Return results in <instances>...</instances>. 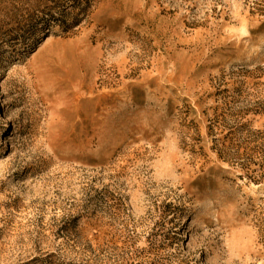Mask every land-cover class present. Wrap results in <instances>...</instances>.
I'll return each instance as SVG.
<instances>
[{
    "label": "rangeland",
    "instance_id": "1",
    "mask_svg": "<svg viewBox=\"0 0 264 264\" xmlns=\"http://www.w3.org/2000/svg\"><path fill=\"white\" fill-rule=\"evenodd\" d=\"M0 264H264V0H0Z\"/></svg>",
    "mask_w": 264,
    "mask_h": 264
}]
</instances>
